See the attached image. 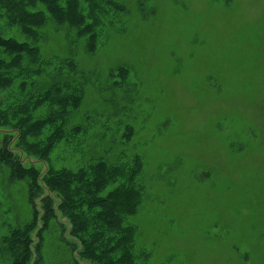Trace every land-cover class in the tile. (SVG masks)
Instances as JSON below:
<instances>
[{"label":"rangeland","instance_id":"374dc122","mask_svg":"<svg viewBox=\"0 0 264 264\" xmlns=\"http://www.w3.org/2000/svg\"><path fill=\"white\" fill-rule=\"evenodd\" d=\"M14 3L0 2V35L27 45L33 65L15 78L19 64L2 63L12 79L0 82V111L53 116L29 134L42 140L30 147L49 145L53 173L118 164L100 194L135 181L134 262L264 264V0ZM51 86L52 103L41 93ZM28 184L0 169V264ZM93 208L101 218L109 205Z\"/></svg>","mask_w":264,"mask_h":264},{"label":"trees","instance_id":"16d2710c","mask_svg":"<svg viewBox=\"0 0 264 264\" xmlns=\"http://www.w3.org/2000/svg\"><path fill=\"white\" fill-rule=\"evenodd\" d=\"M33 1L14 0L19 4ZM69 1L75 4L78 2V0ZM0 2H5L6 12L16 7L14 2H7L9 6L5 0H0ZM53 4L49 2V7ZM51 10L55 11L53 7ZM38 17L42 19L41 11L38 12ZM15 18L18 24H21L20 26L27 28H31L28 22H33L35 19L22 11L19 17ZM0 39L4 41V47H0V66L2 63L8 66L14 62L18 63L22 70H19L17 75L15 74V78L21 77L22 71H28L29 65H33L27 60V56L22 59L20 55L27 45H18L10 36L0 35ZM37 45L38 42L35 46L32 45L33 52L40 48ZM6 54H9L11 59H8ZM13 54L14 57H11ZM10 72V68L6 73L0 71V82L10 81L12 79ZM53 86L41 92H44L45 97L50 98L51 103L49 93L53 90ZM28 117L32 118L30 111L24 116L11 110L7 113L0 111V169H10L13 176L26 178L29 182L22 192L25 194L22 206L24 210H21L18 225L11 227L2 241V245L10 251L9 264H42V262L43 264H81L75 258V249L72 253L71 246L62 240V227H64L62 222L66 223L69 234L75 239V243L79 244L76 249L78 256L88 261L83 264H136L133 258L137 233L134 228L137 226L128 221L131 210L137 204L138 195L133 194L141 192L140 190L132 191L135 181L133 183L124 182L107 193L100 194L102 179L114 174L118 164L105 168L103 163L99 164L96 160L97 165L82 167V170L62 168L60 173H53L50 161L45 155L49 145L44 144L41 150L30 147L29 142L41 143L42 140L40 138L30 140L29 134L36 133L38 126L42 125L41 122L49 121L48 118L53 122L55 119L53 116L43 119L40 117L35 120H30ZM69 127L78 128L80 124L69 122ZM26 146L32 154H28ZM25 160L31 165L24 164ZM96 205L103 207L109 205L108 209L105 208V215L100 216L101 218H98V214L93 211ZM30 207L33 209L32 214L29 211ZM119 210H122V214L118 213ZM86 214H90L95 222L87 223L84 220ZM57 221L63 224L62 227ZM122 221H125L124 224ZM99 223L101 226L98 225ZM105 223L110 228H105ZM121 223L124 227L120 226ZM65 234L66 231L63 233V238L68 241ZM45 237L46 245L41 252Z\"/></svg>","mask_w":264,"mask_h":264}]
</instances>
